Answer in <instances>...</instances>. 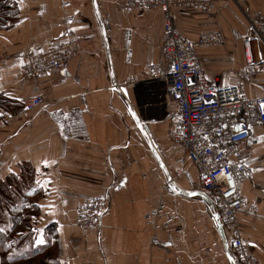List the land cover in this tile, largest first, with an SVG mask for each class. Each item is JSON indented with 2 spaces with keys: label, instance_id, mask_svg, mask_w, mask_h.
I'll return each instance as SVG.
<instances>
[{
  "label": "crops",
  "instance_id": "1",
  "mask_svg": "<svg viewBox=\"0 0 264 264\" xmlns=\"http://www.w3.org/2000/svg\"><path fill=\"white\" fill-rule=\"evenodd\" d=\"M15 3L17 17L0 29V228H10L8 215L15 212L14 234L32 237L33 246L43 236L54 255H37L30 264H233L227 234L221 225L224 243L198 193L193 163L169 138L175 107L167 84L145 78L146 67L164 66L160 8L127 12L121 0ZM211 4V14L200 6H173L170 18L190 41L208 30L222 35L223 44L198 45L196 52L207 77L220 74L225 83L235 78L228 68L244 65L246 16L264 37V0ZM65 41L75 43V53L63 75L24 78L21 68L31 52ZM132 77L139 80L127 84ZM246 91L263 96L264 75ZM35 95L42 104L22 113ZM239 149L252 168L241 193L256 209L239 211L238 225L264 264V129L252 126ZM101 194L109 199L101 227L75 225L79 205ZM19 246L0 264L25 262L9 258Z\"/></svg>",
  "mask_w": 264,
  "mask_h": 264
},
{
  "label": "built area",
  "instance_id": "2",
  "mask_svg": "<svg viewBox=\"0 0 264 264\" xmlns=\"http://www.w3.org/2000/svg\"><path fill=\"white\" fill-rule=\"evenodd\" d=\"M173 6H200L212 12L211 0H121L125 11L146 10L158 7L164 24L160 53L164 66L145 68V78H161L167 84L168 96L175 107L169 129V138L186 151L200 181L198 193L203 197L209 213L217 218L230 243L233 264H261L244 243L238 225L239 211L254 212L241 193V184L252 168L240 157V144L248 139L252 126L264 129V95L251 97L246 85L264 75V37L254 18L246 16L248 31L242 39L244 65L228 68L233 81L221 82V75L207 77L198 58L196 46H213L224 43L218 31L208 30L195 41L180 36L173 26L170 9ZM106 35V25L100 23ZM75 53V43L65 41L52 45L46 51H33L21 68L25 79L36 82L49 72L65 73L67 61ZM139 79L132 77L126 83ZM119 88V87H118ZM40 95L28 97L22 113L41 105ZM6 122L8 116L3 117ZM4 123L0 122V126ZM178 174V173H177ZM107 195H97L83 201L76 210L75 225L81 228L101 227V218L109 208Z\"/></svg>",
  "mask_w": 264,
  "mask_h": 264
},
{
  "label": "trees",
  "instance_id": "3",
  "mask_svg": "<svg viewBox=\"0 0 264 264\" xmlns=\"http://www.w3.org/2000/svg\"><path fill=\"white\" fill-rule=\"evenodd\" d=\"M17 5L15 0H0V29L8 28L13 20L17 17ZM4 101L0 99V104H3ZM17 216L14 213V216H10V223H9V232L7 231H0V246L3 248V251L7 253L12 247L16 246V243H10L6 241L7 236L12 233L13 227L16 224ZM50 225H48L49 227ZM1 229V228H0ZM48 248L39 247V246H30V243L23 241L22 245L19 246L18 251H16V255L13 254L9 258L12 260L19 259L21 261H31L30 259L33 258L35 254L41 255L44 253L45 250ZM7 256V255H6ZM51 261V259H50ZM45 262V261H44ZM42 264V263H39ZM46 264V263H45ZM51 264V263H48Z\"/></svg>",
  "mask_w": 264,
  "mask_h": 264
},
{
  "label": "rangeland",
  "instance_id": "4",
  "mask_svg": "<svg viewBox=\"0 0 264 264\" xmlns=\"http://www.w3.org/2000/svg\"><path fill=\"white\" fill-rule=\"evenodd\" d=\"M240 4V3H239ZM240 6H241V4H240ZM238 8H239V10H241L240 9V7L238 6ZM246 19H247V17H246ZM247 24H248V20H247ZM212 46V45H211ZM23 75V74H22ZM21 113H17V114H15L14 116H19ZM173 117H174V115H173ZM173 119V118H172ZM172 121V120H171ZM170 124H171V122H170ZM4 126V125H3ZM3 126H0V131H2L3 130ZM170 129V128H169ZM151 140H152V142L154 143V141H153V139H152V137L150 138ZM155 144V143H154ZM205 204V203H204ZM13 211V210H12ZM207 211H208V209H207ZM209 212V211H208ZM14 213L15 212H10L9 213V215H8V217L10 218V216H14ZM15 215H17L16 213H15ZM9 222H10V220H9ZM74 224H75V219H74ZM8 232H9V230H7ZM7 232V233H8ZM23 238H25V237H23V236H20V237H18L17 236V234H14L13 232L12 233H10L8 236H7V238H6V241H8V242H10V243H17L16 245L17 246H19V244L20 245H22V242L23 241H25V242H28V243H31L30 244V246H33V244H32V237H30V236H28V235H26V238L23 240ZM19 241H21V242H19ZM19 243V244H18ZM45 246V244H43V245H40L39 247H44ZM14 250L15 248H11V250ZM7 255V253L6 252H4L3 251V248H1V246H0V258H3V257H5ZM53 251L51 250V249H47V250H45L44 251V253L43 254H41V255H39V256H41V257H53ZM35 256H37V254H35L33 257H35ZM21 264H30V262L29 261H25V262H22Z\"/></svg>",
  "mask_w": 264,
  "mask_h": 264
},
{
  "label": "water",
  "instance_id": "5",
  "mask_svg": "<svg viewBox=\"0 0 264 264\" xmlns=\"http://www.w3.org/2000/svg\"><path fill=\"white\" fill-rule=\"evenodd\" d=\"M120 90H121V93L123 94L124 92H123V90L124 89H122L121 87H120ZM216 219V221H217V218H215ZM217 225H218V231H219V233H220V235H221V238L223 239V241H224V243H225V234H224V232H223V228H222V226H221V224H219V222L217 221Z\"/></svg>",
  "mask_w": 264,
  "mask_h": 264
},
{
  "label": "snow or ice",
  "instance_id": "6",
  "mask_svg": "<svg viewBox=\"0 0 264 264\" xmlns=\"http://www.w3.org/2000/svg\"><path fill=\"white\" fill-rule=\"evenodd\" d=\"M261 107H264V105H261ZM133 116H135V113H133ZM46 163V162H45ZM0 231H2V229H0ZM42 231V230H41ZM36 243L38 245H43L45 243V239L43 238V236H41L40 238H38L36 240ZM231 259V257H229Z\"/></svg>",
  "mask_w": 264,
  "mask_h": 264
}]
</instances>
